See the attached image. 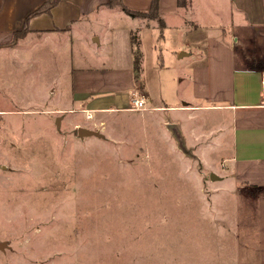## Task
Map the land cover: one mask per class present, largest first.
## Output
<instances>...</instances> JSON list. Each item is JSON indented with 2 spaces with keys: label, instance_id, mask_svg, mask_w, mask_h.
I'll use <instances>...</instances> for the list:
<instances>
[{
  "label": "crops",
  "instance_id": "crops-1",
  "mask_svg": "<svg viewBox=\"0 0 264 264\" xmlns=\"http://www.w3.org/2000/svg\"><path fill=\"white\" fill-rule=\"evenodd\" d=\"M44 1L0 0V120L13 112H29L36 99L45 101L37 109L54 113L72 109H85L91 115L133 111L130 99L137 92L146 100L145 109L137 112L145 117L155 111L167 112L166 121L171 122L174 137L194 151L193 127L185 129L180 119L168 113L179 112L188 121L186 115L197 108L220 112L223 126L218 138L222 140L226 138L225 111L230 112L231 153L226 157L230 166L223 173L210 171L216 176L214 182L230 181V186L209 189L210 196L205 198L208 204L201 207V213L198 207H187L188 212L200 217L190 215L186 221L175 223L180 215H172L171 226L159 234V240L165 238L163 244L167 245L159 254V264H264V105L260 103L264 95V0H228L225 12L218 0H187L184 6H178L176 0H157L155 18L129 15L119 5L108 4L109 0H59L49 10L35 12ZM121 2L130 10L146 11L151 0ZM24 26V34L14 40L13 33ZM170 29L190 37L191 48L185 39L173 47L174 52L185 53L178 57L181 66L187 64L182 58L193 57L196 52L197 60L206 62L199 66L202 71L193 68L190 74L185 69L178 73L183 75L179 81L185 76L192 79L193 91L185 95L183 88L176 86L173 103H168L169 98L158 87L157 70L154 76L148 73L149 56L144 45L146 41L153 48V35L161 36ZM74 34L79 36L80 46H74L68 56L67 36ZM196 34L200 36L197 40ZM132 37L139 43L138 70L134 67ZM92 41L110 45V54L94 47V54L84 57L81 47L90 48ZM154 64L160 70L166 68L161 57ZM108 68L112 71L106 73ZM210 68L217 69L215 77L223 86L197 90L196 82L213 78ZM67 69L69 81L64 79ZM86 75H94V80L84 81ZM148 78L154 82V93ZM9 81L16 84L14 91L12 86L5 88ZM19 84L24 85L25 97L33 101L32 105L6 107V102L12 103L18 94ZM204 99L211 101L210 105L194 102ZM2 132L6 131L1 122L0 143L5 140ZM222 146L225 148L224 143ZM216 147L220 149L221 143ZM4 157L0 150V159ZM195 159L199 158L192 153L177 160L190 164ZM180 209L181 205L170 210L177 213ZM2 249L0 238V254Z\"/></svg>",
  "mask_w": 264,
  "mask_h": 264
},
{
  "label": "rangeland",
  "instance_id": "rangeland-1",
  "mask_svg": "<svg viewBox=\"0 0 264 264\" xmlns=\"http://www.w3.org/2000/svg\"><path fill=\"white\" fill-rule=\"evenodd\" d=\"M227 1L217 2L224 12ZM197 35L196 40L200 38ZM78 38L75 34L67 36L68 56L74 46H80ZM184 39L191 48L190 37L179 36L173 29L161 36L154 34L153 48L144 42L149 56L146 68L153 76L157 70L158 87L169 98L168 103L175 102L176 86L183 88L185 95L192 94V79L185 76L179 81L183 75L178 73L185 69L190 74L193 68L202 71L199 66L205 62L197 60L196 52L192 53L194 60L188 55L182 58L187 64L180 65L178 57L185 53L174 52L173 47ZM90 46L81 47L84 57L93 55L94 47L110 54L111 46L103 42L99 45L92 41ZM157 57L163 58L166 68L160 70L154 64ZM109 69L106 73L112 71ZM210 70L213 78L196 82L197 90L223 86L215 77L217 69ZM69 74L67 69L65 80L69 81ZM93 80L94 75L84 76V81ZM4 86H12L14 91L16 84L9 81ZM23 86L19 84L18 94L12 103L6 102V107L32 105ZM150 87L154 93L151 80ZM27 94L31 96L30 91ZM194 102L207 106L211 101ZM44 104L36 99L29 112H13L0 120L6 131L1 135L4 133L7 141L0 143L5 155L0 159L1 264H159V254L167 246L163 244L165 238L159 240V234L171 226L173 216L180 215L175 223L186 221L190 215L200 217L188 212L187 207H198L201 213V207L208 204L205 198L210 196L209 189L230 186V181L210 179V171L223 173L230 166L226 159L231 153L232 130L228 111L226 138L222 140L218 138L223 126L220 112L197 108L186 115L188 121L179 112L168 113L180 119L185 129L193 127L195 150L191 151L174 137L172 124L166 121L167 112L155 111L145 117L137 112L141 110L92 115L88 111V118L82 109L63 113L37 109ZM56 117H60L58 125ZM78 126L98 128L104 137L80 138L76 134ZM220 143L219 149L216 145ZM192 153L199 159L190 164L178 162ZM202 159L205 162L201 163ZM201 189L205 195L199 193ZM179 205L183 209L171 213L170 209Z\"/></svg>",
  "mask_w": 264,
  "mask_h": 264
},
{
  "label": "trees",
  "instance_id": "trees-1",
  "mask_svg": "<svg viewBox=\"0 0 264 264\" xmlns=\"http://www.w3.org/2000/svg\"><path fill=\"white\" fill-rule=\"evenodd\" d=\"M59 0H45L39 7L36 9L35 12H40V11H47L49 10L54 4H56ZM187 0H176V4L178 6H184L186 4ZM108 4L110 5H119L126 13L132 16H147L150 18H155L157 17V0H151L150 7L146 11H133L125 7L121 0H109ZM26 31V27L24 26L21 30L15 31L13 33V39L15 40L16 38L22 36L24 32ZM132 43L134 45V67L136 70L139 69V61H140V51L138 47V41L134 37H132Z\"/></svg>",
  "mask_w": 264,
  "mask_h": 264
},
{
  "label": "built area",
  "instance_id": "built-area-1",
  "mask_svg": "<svg viewBox=\"0 0 264 264\" xmlns=\"http://www.w3.org/2000/svg\"><path fill=\"white\" fill-rule=\"evenodd\" d=\"M145 97L141 93L133 92L130 99V109L131 110H143L145 109ZM260 103L264 105V95L261 97ZM86 113V116L89 118L91 115L88 113V110H82Z\"/></svg>",
  "mask_w": 264,
  "mask_h": 264
},
{
  "label": "water",
  "instance_id": "water-1",
  "mask_svg": "<svg viewBox=\"0 0 264 264\" xmlns=\"http://www.w3.org/2000/svg\"><path fill=\"white\" fill-rule=\"evenodd\" d=\"M59 118L60 117H56V123L57 125L59 124ZM76 134L78 137L83 138V137H87V136H95V137H99V138H103L104 135L99 132L97 129H91V128H87L85 126H78L76 127ZM210 179H214L216 176L214 174H210ZM3 245V243H2Z\"/></svg>",
  "mask_w": 264,
  "mask_h": 264
}]
</instances>
